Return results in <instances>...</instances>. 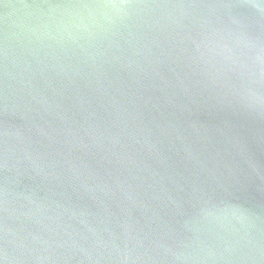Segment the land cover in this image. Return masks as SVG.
I'll list each match as a JSON object with an SVG mask.
<instances>
[{"label":"water","instance_id":"water-1","mask_svg":"<svg viewBox=\"0 0 264 264\" xmlns=\"http://www.w3.org/2000/svg\"><path fill=\"white\" fill-rule=\"evenodd\" d=\"M0 264H264V0H0Z\"/></svg>","mask_w":264,"mask_h":264}]
</instances>
